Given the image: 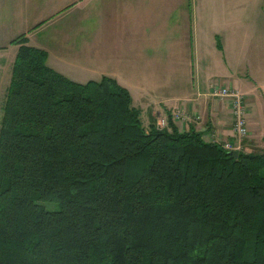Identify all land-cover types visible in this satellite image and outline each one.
Returning a JSON list of instances; mask_svg holds the SVG:
<instances>
[{
    "label": "trees",
    "instance_id": "obj_1",
    "mask_svg": "<svg viewBox=\"0 0 264 264\" xmlns=\"http://www.w3.org/2000/svg\"><path fill=\"white\" fill-rule=\"evenodd\" d=\"M12 42L0 264H264V150L234 156L172 115L148 128L116 78L74 80Z\"/></svg>",
    "mask_w": 264,
    "mask_h": 264
},
{
    "label": "crops",
    "instance_id": "obj_2",
    "mask_svg": "<svg viewBox=\"0 0 264 264\" xmlns=\"http://www.w3.org/2000/svg\"><path fill=\"white\" fill-rule=\"evenodd\" d=\"M166 1L0 0V87L4 70L9 66L12 71L19 49V44L12 40L25 33L29 44L47 50L48 65L74 80H99L104 75L116 78L129 89L144 125L156 120L155 113L169 116L180 112L174 122L185 130L202 131L207 140L221 143L229 140L234 146L241 144L246 152L256 147L264 150L261 127L264 109L255 104L254 97L258 87H263L264 43L258 45L257 42L255 51H250L249 55L238 51L241 31L232 19L246 13V6L252 9L251 15L262 16L260 24L255 25L260 33L256 35L255 18L244 37H254L257 41L258 36L264 40V0H223L229 5L226 12L220 11L231 19L225 27L228 32L225 33L224 28V35L221 30L215 31L221 40L219 43L217 39L215 46V40H210L214 51L221 49L232 57L230 64L226 59L224 62V75L229 83L220 84L212 78L205 82L206 75L213 72L211 68L222 63L219 59L208 61L210 52L203 44L202 30L195 29L199 18L194 14L192 18L190 3L186 8V0H174L173 4V0H168L167 7ZM171 5L175 8L171 9ZM174 9L179 13L172 18ZM167 12L174 21L169 37L173 38L172 54L162 56L155 51L159 41L164 39L165 32L160 26ZM218 15L215 12L214 16ZM88 18L90 24H85ZM88 31L90 33L84 36ZM185 44L190 46L189 52L187 48L183 52ZM249 45L242 48L249 50ZM163 57H171V60L164 63ZM213 85L235 88L243 95L249 129L247 142H238L232 99L210 94Z\"/></svg>",
    "mask_w": 264,
    "mask_h": 264
},
{
    "label": "rangeland",
    "instance_id": "obj_3",
    "mask_svg": "<svg viewBox=\"0 0 264 264\" xmlns=\"http://www.w3.org/2000/svg\"><path fill=\"white\" fill-rule=\"evenodd\" d=\"M170 1H172V0H169V2ZM174 2L175 1L173 0L172 4ZM188 3H190V6H191L192 18H193V14L195 15V18H196V16L199 18L195 29L199 28L202 30L203 37H204V43L203 44L206 45L208 50H210V51H208L206 49L207 52H210L208 61H210V59H213V60L219 59L222 63V65L216 66V68H214V69L211 68V70L213 72H210V73H208V71L206 72V73H208V75H206L205 82H209L210 79L212 78L211 80H213V82H215L217 84H220L221 82H224V81L229 83V81H227V77H225V75H224V70H225V68H224L225 63L224 62L226 59V63L230 64V61H232V57H231V55L230 56L228 55L227 51H224L225 52L224 53L221 49L220 50L217 49V51L213 50V46L216 45V41L219 40V43H221L219 34L216 36L215 31L219 30V32H220V30H221L223 35H224V30H225V33L228 32V30L225 27L227 26V23H228L227 20H231V19H227L228 17H225L224 14H220V11L222 13L226 12V10L229 9L228 8L229 5H227L225 3V1H223V0H216V2H214V0H186L185 1V4H186L185 7L186 8H187ZM175 4L177 6V2ZM166 5L168 7V0L166 1ZM171 7H172L171 9L175 8L172 5H171ZM180 9H182V8L180 7ZM245 10H246V13L241 15V17L232 18V19L235 20V24L237 25V27L241 31V34H240L241 40L239 42V44L241 46H240V49L238 51H240L242 53H246L247 55H249V54H251V52L255 51L254 49L256 48L257 42H258V45H261V43H264V40H262L258 36L256 38L257 41L254 39V37H244L246 34L245 30H247V28H249V27H251V25H253L252 22L255 20V18H256V23L254 24V27H255V25H259L260 24L259 20L262 16L261 15H255V16L251 15L252 9L249 10L247 8V6L245 7ZM215 12L219 13L218 17L214 16ZM178 13H179V11L177 9H174L173 12L171 13L172 18L176 17ZM184 18H185V22H186V20H188L186 15L184 16ZM163 19H164V21H162V26H160V30L165 32V35H164V39H162L161 42L159 41V43L157 45V50L155 51L157 54L159 53L162 56L165 54L167 55V53L172 54V50H170V48H171V43H172L171 41L173 40V38H169V37H171L170 25L174 22L171 19L168 12H167V15L165 16V18H163ZM185 22H184V24H185ZM88 23L90 24V18L86 19L85 24H88ZM184 24H183V27H184ZM223 28H224V30H223ZM234 28H236L235 25H234ZM255 31H256V27H255ZM182 32H183V30L181 31V34H182ZM89 33H90L89 31L84 32L83 35L86 36ZM259 33H260V31H256V35H259ZM249 35H252V31L249 32ZM185 37H184V41H185ZM211 39L215 40L213 42V46L211 45V41H210ZM245 40H246V42H244ZM162 43H163V45L161 47L160 45ZM249 44L251 45V48H249V50H248V47L242 48V46H244V45L247 46ZM188 47H190V46H186V44H185V46L183 47V52L186 50V48H187V52H189ZM179 49H180V46H179ZM170 60H171V57H168V58L166 57L165 59L163 57L164 63H166ZM173 60H175V59L173 58ZM204 62H206V61H204ZM210 74H212L213 76L211 77ZM11 75H12V71L9 70V66H8V68L4 70V73H3L4 81L2 83V86L0 87V124H1L2 114H3V105H4V101H5V94L7 91V86L10 83L9 79L11 78L10 77ZM261 81H262L261 85L263 87H258V89L254 93V97L256 98L255 104L257 106L259 105L261 108L264 109V78ZM240 95L242 96V98L244 100L243 95L242 94H240ZM244 107H245V104H244ZM179 113L180 112H177V113H174L172 115V119L174 121L177 120ZM263 113H264V110H263ZM168 118H169V116L167 114L161 115L160 113L159 114L155 113V119L156 120H154L153 123H155V125H157L159 128H166L169 126ZM145 120H147V119H145ZM144 122H146V121H144ZM145 126L149 128L150 125L146 124ZM261 127L264 129V124ZM261 127L259 126V128H261ZM180 129L185 130L182 127H180ZM238 136H239L238 142L244 143V142H247L249 139V133L245 136H241L238 133ZM214 141H216V140H214ZM225 142H222V144L224 145ZM237 145H239V146H237ZM237 145H236L237 147L233 145L234 147L232 149H238V150L241 149V144H237ZM232 149H230V150H232ZM260 150L261 149L258 147L254 148V151L260 152ZM46 205L51 209L58 208V205L56 203H53V202H47Z\"/></svg>",
    "mask_w": 264,
    "mask_h": 264
},
{
    "label": "built area",
    "instance_id": "obj_4",
    "mask_svg": "<svg viewBox=\"0 0 264 264\" xmlns=\"http://www.w3.org/2000/svg\"><path fill=\"white\" fill-rule=\"evenodd\" d=\"M210 94L218 97L226 96L232 99V108L234 110V116L236 121L234 130L241 136L247 135L249 133L248 121L246 119V109L244 107V100L240 95L241 93L235 88L232 89L224 85H213ZM180 114L181 113H179L178 117L180 116ZM224 145L229 149H232L234 147L229 140L226 141Z\"/></svg>",
    "mask_w": 264,
    "mask_h": 264
},
{
    "label": "water",
    "instance_id": "obj_5",
    "mask_svg": "<svg viewBox=\"0 0 264 264\" xmlns=\"http://www.w3.org/2000/svg\"><path fill=\"white\" fill-rule=\"evenodd\" d=\"M238 152H239L238 149H232V150H231V153H232L234 156H237V155H238Z\"/></svg>",
    "mask_w": 264,
    "mask_h": 264
}]
</instances>
